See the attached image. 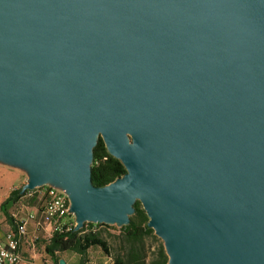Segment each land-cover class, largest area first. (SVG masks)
<instances>
[{"label":"water","instance_id":"water-1","mask_svg":"<svg viewBox=\"0 0 264 264\" xmlns=\"http://www.w3.org/2000/svg\"><path fill=\"white\" fill-rule=\"evenodd\" d=\"M263 58L264 0H0V153L76 229L140 200L169 264H264ZM96 134L126 171L103 188Z\"/></svg>","mask_w":264,"mask_h":264},{"label":"trees","instance_id":"trees-1","mask_svg":"<svg viewBox=\"0 0 264 264\" xmlns=\"http://www.w3.org/2000/svg\"><path fill=\"white\" fill-rule=\"evenodd\" d=\"M126 173L122 163L109 154L101 137H98L92 147L90 163L91 184L103 188L121 178ZM20 189L12 190L0 205L10 229L16 230L9 209L19 202ZM16 207V206H15ZM149 219L139 201L132 205L127 223L120 226L116 235L119 247L110 245L102 236L103 224L84 223L80 228L71 224H62L59 231H53L44 245V253L52 264H58V255L72 253L78 257L77 264L87 263L89 249L97 248L112 260L113 264H169L168 256L162 241L148 225ZM155 242L152 247L150 242Z\"/></svg>","mask_w":264,"mask_h":264},{"label":"rangeland","instance_id":"rangeland-1","mask_svg":"<svg viewBox=\"0 0 264 264\" xmlns=\"http://www.w3.org/2000/svg\"><path fill=\"white\" fill-rule=\"evenodd\" d=\"M254 70L256 71L258 76L260 77L261 81L264 83V58L257 60L255 62ZM98 137H100V134H96V138H98ZM0 163H1V167L6 169L8 173H13L15 175L14 177H16V178H18V176H19V180L16 182V186L18 187L17 189L20 188L22 183H24L30 179L28 166L24 162L11 160V159L7 158L6 156H4L3 154L0 153ZM25 177H26V179H24ZM43 186L53 187L56 190H58L59 192H63L66 194V191H65V189H64V187H63L58 176H54V177L50 178L48 181L45 182V184ZM43 200H44V197H41V200H38L37 193H35L33 198H31L28 201L22 202L23 207H22L21 215L23 216V214L27 213L28 210L26 208L32 207V208L37 210L40 206H42ZM136 201H139L140 204L142 205V202L140 200H136ZM13 211H14V209H9L10 213H12ZM129 215H130V213L127 214V217ZM63 221L66 223H70L74 228L78 227L77 212H76V210H74L72 208V205H71V210H70V216L66 220H63ZM85 223L103 224L104 226H101L102 236L104 239L107 240V242L110 245H112L114 247L117 246L116 235L118 234V229L120 226L125 224L123 222L122 223L99 222L98 220H88ZM154 233L156 235L155 230H154ZM150 243H151L152 247H154L155 242L151 241ZM117 247H119V246H117ZM35 254H36V258L26 261V264H52L51 260L48 257L44 256L43 249L41 247H39V246L35 247ZM58 259L64 261L65 264H77L78 263V257L72 253H64V254L58 255ZM86 261H87V263H85V264H113L112 260L105 257L101 253V251L97 248H92V249L88 250ZM19 264H21V263H19Z\"/></svg>","mask_w":264,"mask_h":264},{"label":"built area","instance_id":"built-area-1","mask_svg":"<svg viewBox=\"0 0 264 264\" xmlns=\"http://www.w3.org/2000/svg\"><path fill=\"white\" fill-rule=\"evenodd\" d=\"M41 188L37 187L31 190H23L19 188V202L28 201L33 198L36 191ZM71 204L67 194L59 192L53 187H46L44 190V200L42 203L43 215L52 221L53 231H59L62 224H68L66 220L70 216ZM11 217L16 223V230L9 233L5 241L0 240V264H19L21 261L18 252L20 239L25 235L26 226L29 221H33L35 215L33 213L24 214L20 213L19 207L11 213ZM70 224V223H69Z\"/></svg>","mask_w":264,"mask_h":264},{"label":"crops","instance_id":"crops-1","mask_svg":"<svg viewBox=\"0 0 264 264\" xmlns=\"http://www.w3.org/2000/svg\"><path fill=\"white\" fill-rule=\"evenodd\" d=\"M14 176L15 175L13 173H8L6 169L1 167L0 163V205L9 196L12 190H16L18 188L16 186V182L19 180V176L18 178ZM24 179H26V177ZM28 182L29 180L22 183L20 188ZM45 188V186H41V188L36 191L38 200H41V197H44ZM19 202H17V204L10 209L15 210V208L18 206L21 213L23 206ZM26 209L28 210L26 214L33 213L35 218L33 221H29L27 223L25 235L20 239L19 242L18 252L21 258V264H26V261L36 258V246L41 247L43 249L44 256L47 257L44 253V245L47 243L53 232L52 221L43 215L42 206H40L37 210L32 207ZM11 232L13 231L10 229V226L8 225L4 215L0 211V240L4 242L6 236Z\"/></svg>","mask_w":264,"mask_h":264}]
</instances>
